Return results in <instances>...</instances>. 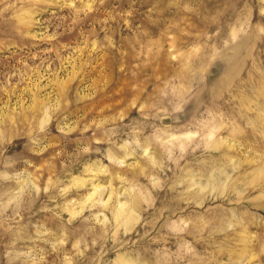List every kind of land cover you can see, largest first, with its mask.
Instances as JSON below:
<instances>
[{
  "label": "rangeland",
  "instance_id": "1",
  "mask_svg": "<svg viewBox=\"0 0 264 264\" xmlns=\"http://www.w3.org/2000/svg\"><path fill=\"white\" fill-rule=\"evenodd\" d=\"M225 21L250 23L253 30L239 49L213 55V45L226 35ZM261 28L264 0H0V117L23 128L42 106L59 100L57 119L78 122L65 137L56 132L57 119L52 120L49 147L32 157L29 169L41 192L24 198L19 216L13 218L10 209L0 217V264H23L6 255L17 236L15 250L34 248L44 264H61V253L73 255V241L83 232L77 226L91 215L86 205L97 188L105 189L104 199L110 200L108 221L124 223L116 217L124 206L136 219L126 224L127 235L120 230L122 248L109 241L104 253L97 246L74 264H112L124 253L138 264H264ZM189 87L179 121L150 120L146 126L148 131L167 126L169 139L186 136L184 130L194 125L213 137L199 142L195 151L188 146L195 142L172 141L176 157L180 145L187 148L179 167L166 159L161 164L160 148L153 162L137 151L123 168L107 158V143L80 153L93 133L101 138L95 125L86 132L85 125L109 117L117 125L141 127L144 114L160 102L184 97ZM22 143L16 138L5 147L10 154ZM221 169L243 182L235 185L240 198L231 189L210 198L187 191L191 180L204 186L213 172V181L223 183ZM63 188L68 190L61 196ZM81 209L83 216L67 225ZM181 221L192 224L185 229ZM209 222L211 229L201 234ZM47 230L55 237L37 239ZM61 240L66 241L62 247Z\"/></svg>",
  "mask_w": 264,
  "mask_h": 264
},
{
  "label": "clouds",
  "instance_id": "2",
  "mask_svg": "<svg viewBox=\"0 0 264 264\" xmlns=\"http://www.w3.org/2000/svg\"><path fill=\"white\" fill-rule=\"evenodd\" d=\"M226 32V35L222 36L218 41V45H213L211 54L215 55L218 52H234L236 49H239L244 40H246L253 26L250 23H229L225 21L221 25ZM217 31H220L218 28ZM261 32H264V28L260 29ZM243 52L240 53L242 57ZM220 68H217L216 74L219 75ZM192 89L189 87L185 90L184 97L175 98L167 102L165 105L164 102H160L158 105L154 106V112L150 111L143 115L141 119V127L128 128L126 126H121L115 124L114 121L109 117L101 118L99 121H92L91 124L85 125L83 131H88L92 125H95L97 131L100 132L101 138H96V134L93 133L91 142L85 144L80 148L81 154H87L93 151L92 144L100 145L102 143H107L110 145L105 150L107 158L118 168L125 167V161L129 158L136 155L137 151L141 153V159H147L149 162L155 160V150L157 148L162 149V160L171 162L172 164L179 167L180 161L184 159V154L187 151V148L184 145H180V155L175 156L174 149L177 147L172 143V141L183 139L185 141L195 142V146L188 145L192 147V151H195L196 148L200 147L201 141L208 142L213 139L212 136L206 135L204 129L200 128L196 130L197 126L194 125L192 129H186V136H171L170 129L167 126L163 128L157 127L153 131H148L150 120H158L161 123L165 119L175 118L177 121L181 119V116L184 113V104L187 103L186 97L191 95ZM82 99L79 93H77V102ZM67 103V102H66ZM60 113V101H55L54 104H46L41 107L39 113L34 115L29 123H27L23 128L15 127L10 123H7L3 117H0V217L4 216L10 209L14 212V217L20 215L22 210V204L26 196L31 197L33 193L37 196L41 192L40 187L36 183L35 179L32 178V173L29 172V169L33 167L32 157L40 156L47 151L49 147V138L53 135L51 131V123L53 119H57L58 114ZM190 118V117H189ZM136 117H133L135 120ZM46 121V125H42L41 121ZM23 123V121H21ZM131 124V121H129ZM78 127L77 121H69L67 116H64L63 119H57L56 132L67 136L70 131H74ZM147 132V135L145 134ZM118 137H123L118 139ZM19 138L23 141L20 145L19 151H12L9 154L8 148L5 145H12L13 141ZM96 152H100L99 148L95 149ZM123 153V156L117 155V153ZM59 155V153H57ZM237 170L233 169L235 173ZM221 174L226 177L223 183L217 185L212 179H210L207 184L201 186L197 183L196 180H191V186L187 189L188 192H198L201 196L210 198L216 193L223 195V193L229 189L233 194L240 198L242 192L238 190L235 185L237 181H240V178L237 177L236 181H233L231 176H228L227 172L220 170ZM215 172L211 175L214 177ZM202 179V177H198ZM14 185L9 188H4V185ZM111 184H109V189ZM49 187L46 186L43 189V192L47 194L49 192ZM67 188L60 190L59 195H64L67 192ZM105 189L97 188L96 192L88 198L86 210L91 213L90 216L84 217L81 220V224L77 227L83 229L82 234L78 235L74 239L72 248L74 250L73 255H63L61 253V248L57 247L55 243L45 239V243H51L52 249L54 252L61 253L62 260L61 264H74V260L77 257L82 258L85 252L95 249L97 246H100L101 252L104 253L109 241L112 242L113 246L123 247V241L119 239V233L121 228L124 230V235H127L129 229L126 226V221L124 223L113 224L111 221L107 220L105 216V210H107L109 201H106L103 196ZM118 203V201H117ZM116 205L113 204V207ZM85 209H81L80 213L75 216H70L67 221V225H73L75 220L83 216ZM184 224L185 229L188 228L189 224H192V221H188ZM211 223H204L200 228V233L202 234L205 229H211ZM228 229L232 228V225L229 224ZM11 231V229H9ZM72 231V229H68ZM67 233H65L66 235ZM55 237V234L51 230H47L43 233V236L38 235L37 239H44L45 237ZM20 239L17 236L16 239L12 241L11 248L7 251L6 255L11 260H22L23 264H44V258L41 256L39 260L34 256L36 251L34 248L28 249L27 251L17 252L15 250V244L17 240ZM66 241L61 240V247L65 245ZM123 257H128L125 261V264H138L137 260H132L129 257L128 253H124ZM123 257H117L113 260L112 264H118V261Z\"/></svg>",
  "mask_w": 264,
  "mask_h": 264
},
{
  "label": "bare ground",
  "instance_id": "3",
  "mask_svg": "<svg viewBox=\"0 0 264 264\" xmlns=\"http://www.w3.org/2000/svg\"><path fill=\"white\" fill-rule=\"evenodd\" d=\"M207 169H209V168H207ZM207 173H208V171H207ZM210 174H211V173H210ZM205 177H207L208 180H210V179L213 180V178H212L211 175H208V176H205ZM198 194H199L198 192H195L194 195L197 197ZM199 197H201V195H200ZM197 199H198V198H197ZM124 207H126V206H124ZM124 207H123V208L121 207V209L118 210L119 213L116 211V212H117V213H116V214H117L116 217H118L119 219H120V218H123V220H122L123 222L126 221V222H127V223H126L127 225H130V224L132 225V223L135 222V219H136V218L134 219V217L132 216V214L127 213V211L129 212V210H125ZM129 209H130V208H129ZM119 219H117V221H119ZM119 222H120V221H119ZM121 223H122V222H121ZM127 225H126V226H127ZM127 227H128V226H127ZM121 264H125V261L123 260V261L121 262Z\"/></svg>",
  "mask_w": 264,
  "mask_h": 264
}]
</instances>
